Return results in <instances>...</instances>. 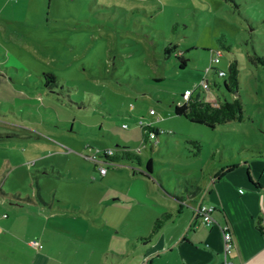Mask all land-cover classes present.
<instances>
[{"label":"rangeland","instance_id":"1","mask_svg":"<svg viewBox=\"0 0 264 264\" xmlns=\"http://www.w3.org/2000/svg\"><path fill=\"white\" fill-rule=\"evenodd\" d=\"M258 57L264 60V0L4 1L0 197L20 196L31 209L39 184L52 206L67 209L52 240L100 242L104 257L121 258L113 250L127 256V242L150 234L162 207L194 180L210 181L241 155L264 153ZM232 61L242 121L210 127L175 113L186 89L205 101L233 99L227 76L214 71L228 72ZM202 80L210 88L197 86ZM146 124L165 133L144 141ZM143 143L150 178L133 174L137 161L95 158ZM5 202L0 213L11 214Z\"/></svg>","mask_w":264,"mask_h":264},{"label":"crops","instance_id":"2","mask_svg":"<svg viewBox=\"0 0 264 264\" xmlns=\"http://www.w3.org/2000/svg\"><path fill=\"white\" fill-rule=\"evenodd\" d=\"M4 1L21 0H0V4ZM152 173L140 175L150 178ZM38 187L34 199H29L31 209L23 208L20 196L0 197L1 210L7 199L11 202V214L0 213V264H224L225 225L234 233L233 264H264V153L260 150L241 155L210 181L194 180L186 194L175 195L170 207H162L171 218L151 240H139L145 236L140 235L137 242H127V256L110 252L118 259L104 257L100 242L52 240L51 232L61 231L67 209L52 206ZM200 204L215 207L213 222H204L197 214ZM34 239L42 246L31 243Z\"/></svg>","mask_w":264,"mask_h":264},{"label":"trees","instance_id":"3","mask_svg":"<svg viewBox=\"0 0 264 264\" xmlns=\"http://www.w3.org/2000/svg\"><path fill=\"white\" fill-rule=\"evenodd\" d=\"M167 50L170 51V47H168ZM178 57L181 60V66H185L187 64V61L186 58L183 56V53H180ZM258 59L264 63V60L261 57H258ZM214 71L218 73V70L214 69ZM223 76H227L224 79V87L228 91L236 94L233 99L225 98L223 101L220 102H211L205 101L201 99L198 94L194 95L193 93L182 104L176 103L174 105L175 113L178 115H183L193 122L203 123L210 127H215L217 124L226 123L229 121H242L245 116L243 110V103L240 96L238 95L239 69L236 61H232L229 63L228 72L225 71V75ZM51 77L54 78L53 75H51ZM214 84L216 85L217 82L214 81ZM141 127L144 141H147L148 138H155L158 134H160V129L158 127H154L149 124L141 125ZM151 132L154 135L153 137H150ZM190 141L193 143H199V141L197 142V140L193 139H191ZM109 149H105L101 153H99L98 158H100L104 162H116L122 159L134 160L137 161L138 166L144 165L146 169L141 170L137 167L133 168V174L139 173L143 175H150L151 172H153L152 158H149L148 161L144 164L140 153L133 151L127 145H121L117 149H113V154H108L107 150ZM96 165H98L100 168L99 163L96 162ZM0 190L2 191L1 188ZM170 218V213H164L162 216L157 217L150 234L140 236L139 240H145L146 242L151 240V238L159 231L162 225Z\"/></svg>","mask_w":264,"mask_h":264},{"label":"built area","instance_id":"4","mask_svg":"<svg viewBox=\"0 0 264 264\" xmlns=\"http://www.w3.org/2000/svg\"><path fill=\"white\" fill-rule=\"evenodd\" d=\"M220 56H221V52H218V55L213 60L216 62L220 61ZM218 74L223 76V75H225V71L220 69V70H218ZM197 86H201L204 89H208V88H210V83L207 80H202L200 82V84H198ZM193 92L194 91L192 89H186L184 91V93L182 94V99L179 100L177 103L182 104L186 99H188L193 94ZM151 112L153 113L154 109H151ZM160 132L164 133L165 131L161 130ZM153 136L154 135L151 132L150 137H153ZM143 147H145V143L137 146L135 148V151L141 153ZM107 152H108V154H113L114 150L109 149V150H107ZM95 158L98 159V155H95ZM99 170H100L101 174H105L107 172V168L105 166H100ZM214 208L215 207L213 205H210V204H200L198 206V209H197V214H199L202 217L204 222L211 223L214 221V217L212 216V211L214 210ZM222 234H223V257H224L223 262H224V264H233L231 253H232L234 245H235L234 233L228 227V225H225V226H223ZM31 243L38 245V246H42V244H40V242L38 240H35V239L32 240Z\"/></svg>","mask_w":264,"mask_h":264}]
</instances>
